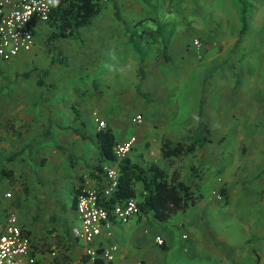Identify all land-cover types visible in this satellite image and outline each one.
<instances>
[{"label": "crops", "instance_id": "obj_1", "mask_svg": "<svg viewBox=\"0 0 264 264\" xmlns=\"http://www.w3.org/2000/svg\"><path fill=\"white\" fill-rule=\"evenodd\" d=\"M108 1L112 9L108 7ZM143 2L105 0V9L101 15L87 27L79 29L85 46L82 48L84 53L79 56L75 40L76 52L71 54L72 57L68 55L65 64L59 63L56 60L58 54L49 49L48 36L53 27L45 21L36 22L35 29H39L40 38L38 40L35 32L32 50L7 61L0 59V174L23 199L22 220L17 219L30 236L36 264H98L86 259V243L72 234L73 227L79 225L75 210L76 195L82 189H99L105 183L97 166L100 160L98 130L95 127L93 129L87 120L89 118L92 122L90 115L96 111L107 122L116 141L128 136L124 133L126 129L119 130L116 135L112 127L119 125L120 119L112 120L111 115L105 113L107 105L114 102L111 94L105 95L107 83L102 85L103 88H92L91 81H84L80 85L73 79L89 65L93 66L91 71L95 72L100 62L109 55L119 71L123 65L119 62L125 61L130 54L127 45L132 39L140 41L146 33V27L142 32H137L135 21L144 7L148 11L146 0ZM166 7L170 11L171 7ZM116 10L118 17L115 16ZM184 11L181 8L180 12ZM191 13L189 11L187 14ZM192 22L180 25L179 29L175 28L172 33L175 36L172 35V38L162 32L161 37L150 32L154 42L162 38L168 41L162 40L157 48L146 52L142 60L144 77L139 80V88L143 85L142 89L147 92L149 100L137 94L123 102L124 105H132L135 111L133 114L139 113L145 119L144 123L137 124L139 128L132 134L136 136L139 147H133V154L127 157L132 164L143 170L142 176L147 179L152 175L150 166L153 164L164 170L167 177L177 173L178 181L189 186L194 202L187 200V207L173 214L179 215L176 222L181 226H189L188 234H182L185 240L190 237L189 246L183 244L182 249L175 246L179 254L189 249V253L183 254L184 261L188 264H264V256L260 252L254 251L256 261L249 262L246 256L239 254V248L234 253L232 246L223 241V237L212 225V219L205 212L207 208H204L200 190L202 187L212 188V193L219 190L226 200L234 193L235 202L243 206L242 211L249 218V221H245L252 224L253 234L264 232V212L257 213L253 204L257 199L264 204V127L261 128L264 126V105H256L251 101L253 97L251 100L244 97L242 90L234 84L213 95H209L208 86L199 92L198 84V94H207L201 109L202 119L208 128L207 140L192 151L171 156L162 154L163 142L171 147L178 142L187 143V137L196 124L194 119L189 120L185 109L186 102L192 98L189 84L179 87L177 96L173 95L172 99L169 92L171 80L168 78L172 75L173 79L179 77L190 81L193 77V67L197 66L194 59L200 54L190 48L188 41L191 38L201 37L203 41L217 44L216 28H220V23L212 21L207 29L196 24L194 27ZM212 27L216 30L215 36L208 33ZM59 53L63 55V52ZM149 53L153 55L149 56ZM163 53L169 59H165ZM205 59L201 60L202 66L208 62ZM177 70L179 73L175 74ZM109 71L115 72L113 69ZM109 71L100 72L99 77L107 76ZM134 89L137 93V87ZM233 91L236 93L233 94ZM111 92L114 93L112 88L109 90ZM166 96L176 106H169L165 101ZM244 100L251 102L250 105L245 104L246 108L243 106ZM163 109L165 113H158ZM192 113L195 118L196 113ZM113 116L115 118L116 114ZM248 119L258 126L251 135H245L247 139L250 137L253 141L257 140L254 146L256 156L253 162L247 159L241 163L238 157L231 155V152L227 153L231 145L228 147L225 144L224 148L222 142L244 141L242 125ZM124 124L126 127L127 124ZM237 126H240L239 131ZM177 128L179 131H176ZM157 147L161 158L155 151ZM186 155H190L186 159L188 182L182 180L180 174ZM249 171L253 174L250 175L251 181L249 177H244ZM244 181H247V185ZM134 187L135 197L141 201L142 182L137 181ZM226 188L228 191L224 190ZM243 194L246 198H243ZM14 210L12 208L9 211L14 213ZM6 212L4 210L0 219ZM173 215L166 220H159L152 211H141L127 222L111 219L110 228L103 229L92 245L95 248H104L113 243L117 245L110 264H172V260L181 261L183 257L180 255L173 259L170 256L172 237L166 232L167 226L164 224ZM156 237L164 239L162 246L155 243ZM215 240L217 245L214 244ZM232 252L234 256H229ZM197 257L199 263L196 262Z\"/></svg>", "mask_w": 264, "mask_h": 264}, {"label": "rangeland", "instance_id": "obj_2", "mask_svg": "<svg viewBox=\"0 0 264 264\" xmlns=\"http://www.w3.org/2000/svg\"><path fill=\"white\" fill-rule=\"evenodd\" d=\"M140 1L143 2L144 0ZM243 1L247 7L245 20L246 23L245 31L243 33H240V29L243 23L241 20V4L238 0H146L148 11L146 12L147 9L144 7V10L139 14L138 17L135 18V21L137 22L136 25L138 27L137 32H142V29L146 27V33L141 39L139 38L140 41L132 39L130 44L127 45L130 54L127 55V59L125 61L122 60V62H119V64L123 63L119 71H117V64L112 61V58H110L109 55L100 62V65L98 69L96 68L95 72L91 71V68L93 66L89 65L87 69L77 74L73 80L78 82L80 85H82L84 81H91L92 88H100L103 84L107 83L106 87L104 88L106 92L105 95L111 94V97H114V102H112L110 105H107V111L105 113L108 116L111 115L112 120L120 119L119 125L111 127L113 128L116 135L119 130L126 129V131L124 132L125 135L130 136L136 133V130L137 128H139L138 126L140 124L137 125L131 123L129 119L135 112L133 111L134 108L131 104L124 105L123 102L137 94L144 97L145 100H149V98L146 99V97L139 91H137L136 93L134 89L135 87L139 88V80L143 79L144 77L139 76V67L141 66L144 71V62L142 60L146 55V52H148L149 50L152 51L157 48L156 46L160 45V42L162 40L164 42L168 41L167 39L162 38L154 42V36L152 34L156 35L157 37H161L162 34L160 32H162L166 37H171L172 35V37H174L175 35L172 34L174 32V29H179L180 25L188 24V22L191 20H193L192 24L194 25V27H196V25L198 27L204 26L207 29L209 28L210 22L213 21L217 24H221L220 28H216L218 32L216 33L217 44L209 40L203 41L201 37H193L190 39V41H188L189 46L190 48H192L193 52H197V54H200L196 55L194 59V62H197V66L193 67V77L190 79V81L185 78L179 79V77L174 78V80L173 78H171L172 75L170 76V78H168V80H171L169 83L171 88L169 89V92H171L170 97L173 99V95L177 96V93L180 89L179 87H184L189 84V87L191 88L192 98L186 102L185 109L189 114V120H195V127L199 122L198 113L202 109L204 100L207 99V94H204V92L202 93V95H200V93L198 94L196 89V87H198V84L199 92L201 88L204 91V89H206L205 86H208L207 91L209 92V95L217 94V92L222 89L224 91L226 87H228V85L232 86L234 84V86H237L239 90H242V95L244 97H247L249 100H251L250 98L253 97V99L251 100L252 102H255L256 105L259 104L260 106H263L264 0ZM144 3L145 2H143V4ZM104 4L105 0L102 1L98 14L94 16L92 20L98 18L101 15V13L105 9V6L103 7ZM168 5L169 7H171L170 11H168V7H166ZM115 6L118 8V5ZM108 7H110L111 9L113 8L110 1H108ZM181 8L185 9L183 13L180 12ZM189 11H192V13L187 14ZM45 22L49 24V21ZM53 30L54 28H52V31ZM35 32L39 40V29H35ZM150 32L153 33L150 34ZM215 32L216 30L214 27H212V29L208 31V33H210L212 36H215ZM194 40H198L197 44L194 43ZM57 41L59 43L56 41L48 42L49 49H51L54 54H57V51L63 52V55L60 56L62 59H64L63 57H65L66 60L68 59V55L72 57L73 53L76 52L74 51L76 48V41L79 56L84 53V51H82V48H84L85 46L81 38L76 41L73 39H61ZM101 49L104 50V47H101ZM204 54L207 57H205ZM148 55L151 56L153 54L149 53ZM203 58L204 60H206L205 58H207L208 60L206 66H202L203 61L201 62V60H203ZM56 60H59V56L56 57ZM112 69L115 70V72L109 71ZM105 70L109 71V73L106 74L107 76L99 77L100 72H103ZM174 73H179V70L174 71ZM140 87V91L147 94V92L143 90V85ZM110 88L113 89L114 93H109ZM232 93L234 94L236 92L233 91ZM167 96L165 97V101L168 102L169 106H176L173 100H168ZM119 98L121 99V101ZM249 100H247L246 102L244 100V107L245 104H251ZM193 106L194 109L191 110ZM163 108L168 109L167 107ZM191 111H194V113H196L195 118L194 114ZM165 112L166 110L164 109L163 111H158V113L160 114ZM113 114H116L115 118ZM128 114L129 116L127 117ZM90 117L92 122L89 120V118L87 121L94 129V127L96 128V124L93 121L91 115ZM202 120L204 121V119ZM144 121L145 119L143 117L142 123H144ZM124 123L127 124L126 127ZM86 125H88L87 122ZM239 127L240 126H237L238 131L240 129ZM257 127L258 126L255 123L250 122V119L245 120L242 125L244 141L237 143L231 141L222 142L224 148L225 144H227L228 147L229 145H231V147L228 148L227 153L231 152V155L238 157V160L241 163L246 161L247 159L253 162L254 157L256 156V150H254V146L258 142L257 140H251L250 137H248V140L245 135H251L257 130ZM263 127L264 126H262L261 128ZM176 131H179V129L177 128ZM233 131L235 130L233 129ZM137 147H139V143L136 141V143L134 144V148L136 149ZM134 148L129 153V156L133 154L135 150ZM155 151L159 153V156L161 158L158 147ZM188 156L190 155L184 156L185 163L183 160L184 166H182L180 169V174L182 177L181 179L185 182L190 181L188 174L189 168L187 165L188 162L186 161ZM161 160L162 159L159 160V164H161ZM178 162L179 161H177V163ZM198 168L200 167L198 166ZM250 175L253 174H251L249 171L247 174H244V177H249V181H251ZM262 175L264 176V172H262ZM245 182L247 183V181H244V184H246ZM240 187H242L241 182ZM200 190L203 194L202 202H204L205 204L204 208H207V210L205 211L206 214L210 216V219H212V225L218 231L219 235L223 237V241H225L227 245L232 246V251L234 252L237 248H239V252H241L239 254L246 256V261H248L247 259H249V262L256 261L257 256L255 252H260L262 256H264V232L259 233V235L253 234L254 229H252V224L250 222H246L249 221V218L246 214L243 213V206L241 204L238 205L235 202L236 197L234 193L230 195L229 200H226V197L223 198V194L219 192V190H214V193H212V188L209 187H202ZM224 190L226 191L227 188ZM241 190L243 189L241 188ZM6 191L10 193V197H4ZM218 195L221 196V199H218ZM243 198H246L244 194ZM18 202L19 205L16 206ZM253 204L257 213L262 214L264 212V204L260 203L259 199H257ZM22 205L23 199H20L18 193L10 188L9 181L0 174V215L2 216L4 210L9 211L12 208H15L14 213L16 214L18 219H21V214L23 212V210L21 209ZM178 216L173 215L172 218H170L168 221H165L164 223L167 226L166 232L170 233V236L172 237L171 243L169 244L171 248L170 256L172 255V259L177 255L183 257L181 261L177 259L175 261L172 260L171 262L172 264H176V261L178 262L177 264H188V262L184 261V255H186V253H189V249L186 248V253L182 252L184 255L179 254L176 251L177 247H181L182 249L183 244L188 247V241L190 240V237L187 240L182 238L183 233L188 234L189 226L187 225L183 227L179 222H176L179 219ZM0 221H2V218L0 219ZM20 222L21 221L19 220V223ZM217 243V240H215L214 244L217 245ZM232 253H229V256H234L235 252L233 254ZM243 261L246 262L245 260ZM196 262H200V259L198 257L196 259ZM241 262L242 260L240 261V263ZM261 264H263V262Z\"/></svg>", "mask_w": 264, "mask_h": 264}, {"label": "built area", "instance_id": "obj_3", "mask_svg": "<svg viewBox=\"0 0 264 264\" xmlns=\"http://www.w3.org/2000/svg\"><path fill=\"white\" fill-rule=\"evenodd\" d=\"M65 0H0V59L10 60L21 53L32 50L35 45V27L38 21H48L52 11ZM198 40H194L197 44ZM91 116L97 130L107 127V122L96 111ZM141 114L131 117V122L140 124ZM137 139L130 135L123 140L116 141L111 152L113 161L100 164L104 185L97 189H82L77 195L75 210L79 225L72 229L75 238L86 243L84 254L86 259L98 264H110L117 250L116 244L104 248L94 247L92 244L101 235L103 229L110 228L111 219L127 222L139 214V201L136 197H129L106 207L104 204L117 188L119 180L118 163L125 159L134 147ZM4 197H10L6 192ZM221 199V196H217ZM158 246L164 244L161 237L155 238ZM0 264H36L32 253L30 236L20 226L17 216L8 211L0 221Z\"/></svg>", "mask_w": 264, "mask_h": 264}, {"label": "trees", "instance_id": "obj_4", "mask_svg": "<svg viewBox=\"0 0 264 264\" xmlns=\"http://www.w3.org/2000/svg\"><path fill=\"white\" fill-rule=\"evenodd\" d=\"M104 0H65L64 3L57 6L51 13L48 21L50 26L54 28L48 36V42L57 41L59 39H80L79 29L87 27L94 16L100 10V5ZM241 4V20L242 27L240 33L245 31V20L247 7L243 0H238ZM115 16L118 17L117 10ZM51 50V49H50ZM58 62L65 64V57L62 59L59 52ZM165 59H169L166 53H163ZM139 76H144L143 68L139 67ZM142 95L147 97V94L140 91ZM199 122L195 128L190 131L187 143L178 142L175 146H169L167 143L162 144L163 156L179 155L183 151H192L203 145L207 140L208 128L206 123L201 118V110L198 113ZM100 148V164L104 161H113L114 157L111 152L113 144L116 142L115 136L108 126L97 131ZM119 180L117 188L112 196L105 202V206L111 208L116 203L123 202L129 197H135L136 191L134 184L137 181L142 182V200L139 201L140 212L152 211L154 216L159 220H166L171 215L179 210L187 207V200L190 203L194 202L189 186L181 181H178V174L173 173L170 177L164 170L156 165H151L152 175L147 179L142 176L143 170L139 169L135 164H132L128 157L118 163ZM223 192V191H222ZM77 196V195H76ZM75 197V196H74ZM75 201V198L73 199ZM162 246V245H161ZM98 251L100 248H97Z\"/></svg>", "mask_w": 264, "mask_h": 264}]
</instances>
